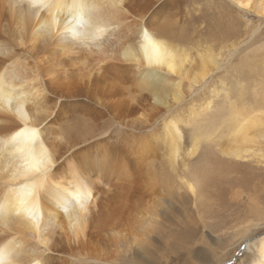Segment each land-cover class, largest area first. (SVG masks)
<instances>
[{"label":"bare ground","instance_id":"1","mask_svg":"<svg viewBox=\"0 0 264 264\" xmlns=\"http://www.w3.org/2000/svg\"><path fill=\"white\" fill-rule=\"evenodd\" d=\"M190 1L192 11L181 17L183 0H0V264H56L65 254L73 264H114L100 259L111 249L92 255L90 248L102 251L96 238L109 236L119 253L130 240L135 216L117 204L138 174L153 191H170L174 181L200 219L207 216L185 223L186 235L165 238L172 251L193 252L194 264H224L247 243L231 264H264V185L246 172L264 167V0ZM208 4L219 12L222 43L190 48L187 24L197 17L203 30ZM234 61L231 86L221 80L213 96L178 112ZM131 82L138 84L127 93ZM76 99L97 108L77 112ZM149 108L167 114L160 133L138 138L135 125L122 123L130 141L97 135L83 118L126 120L139 111L142 118ZM140 117L132 122L154 123ZM160 141L164 151L152 152ZM214 193H229V204ZM154 199L136 217L140 233H130L142 252L167 226ZM161 259L169 263L166 251Z\"/></svg>","mask_w":264,"mask_h":264},{"label":"rangeland","instance_id":"2","mask_svg":"<svg viewBox=\"0 0 264 264\" xmlns=\"http://www.w3.org/2000/svg\"><path fill=\"white\" fill-rule=\"evenodd\" d=\"M185 8L188 10L189 13L192 11L190 0H183V4H182V6H180V11H179V14L181 17H183L187 13L185 11ZM203 8L204 9L201 12L202 16H203L202 21L204 22L203 30L200 31L199 29H201V28L198 29V27H199L198 18L193 17L191 19V23L188 22V24H187L188 36L186 37V43L189 44L190 48L199 49L200 46H206V44L204 43V42H206L208 45H212L214 47V49L217 50L220 47V44L222 43V41L219 40V34L216 31L217 27L215 24L216 21H219V19H220L219 12H218L215 5L212 6V5L208 4V6L206 5ZM239 31H241L240 34L238 33V35L240 36L239 40L242 41L245 37V28L243 25L240 27ZM201 36H202V40H201ZM235 63H237V61H234L232 66L230 65L225 70L222 71L223 74H221L220 79L214 78L213 80H210V82L207 84V86L204 87L203 91L197 97L193 96V98L192 97L187 98L189 101L187 100L186 104H184L186 106L182 107L184 110L182 108H179L178 112H181L180 114H185V113L187 114L189 112L188 111L189 106H191V103L193 100H194V103H200L201 99L207 98L209 96H213L211 91H213L214 88H219L221 86V80L222 81L225 80L227 85L229 84L228 86H231L236 81V76H237V74L234 72V67L236 65ZM136 84H138V83L137 82H131L130 85L128 86L126 92L128 93L130 90H132ZM139 92H140V90L136 89L134 92V96H138ZM74 103L76 105L75 111H77V112L78 111H86L88 113L91 110H93L94 108H97V107L90 106V105H84L83 101L81 99L74 100ZM152 103L155 104L154 101H152ZM82 107H84L85 109H83ZM150 110H151L150 108L147 109V112L144 113V117L147 119L153 118V121L157 126L154 123L141 124V122L140 123L135 122V124H134V122H132V121H135L140 117L141 111H139L140 114H138L137 116H131L130 118H126V120L125 119L122 120L123 118L121 119L117 115V113L115 115L116 117L113 118L114 115H112V116H110V114H105V115L99 114V115H97V114H94L93 112H91L83 118L87 122L90 123L92 130L95 131V133L97 135L102 134V133H106L107 136L110 138L114 137L118 140L120 138V139L130 141L132 139V137L130 134H128L121 127L122 123H125L128 125H135L137 127V129H139V130H137V137L138 138H145V137L149 136L150 133L152 134L154 132L157 134L160 133V131H161L160 129H161V125H162L161 120H162V118L167 116V114H165V112H164V113H160V114L159 113L155 114V116H154L152 113L149 112ZM162 111H165V110L162 109ZM155 113H157V112H155ZM148 114L151 116H149ZM108 116H110V117H108ZM144 117H142V118L140 117L141 120H144ZM157 118H158V121H155V120H157ZM118 119H121V120H118ZM116 121L121 122V123L119 125H117V123H115ZM81 122L82 121H80V122L75 121V120L72 121V123H74V124L75 123L81 124ZM117 126H118V128H120L119 132L117 133L118 135L115 134L116 133L115 131L117 130ZM56 127H58V130H62V128H63V126H60V125L56 126ZM52 128L55 132L56 128L54 126ZM185 130H184L185 143H186V145H190L191 144V135H190L191 131L188 128H186ZM187 130L189 132H187ZM58 132H60V131H58ZM123 132H125V133L123 134ZM148 133H149V135H148ZM119 134H121V137ZM126 134H128V135H126ZM125 135L128 136L127 139H126ZM127 141H126V143H127ZM146 142H149V139H146ZM126 145L128 147L131 146L129 143H127ZM155 145H154V147L156 148V150H154V147H153L151 149L152 152H155V153L159 152V154H160L164 151V145L161 141L159 143H157V145H156L157 147ZM121 146L126 147L124 144H121ZM139 146L141 147L142 145H139ZM128 147H126V148H128ZM157 149H159V150H157ZM146 158L147 157H145V159ZM159 163H161V162H158V165H159ZM161 166H162V163L159 165L160 169H162ZM248 170H251V172H253V173L255 172L254 174H256V176L258 177L259 180H262V184L264 185V178H263L264 177V174H263L264 173V167H262V168L259 167L257 169L255 167H253V168L249 167L248 169H246V172H249ZM244 171H245V169L242 170V173ZM161 173H162L161 175L163 177H165V175H167V172H161ZM138 175L133 177L130 180V182L128 184H126V185H128V187H130V189L128 191L125 190L124 191L125 193L121 194L117 205H121L122 203H124V204H128V206H130L129 210H131V212H129V218L131 219V217H132V219H131V221H132V220H134V218H135V220H137L139 217L143 216L144 211L150 210V207L152 206V204H154L153 199L157 198L156 200L154 199L155 202H157L158 200H161L160 201L161 207L159 206V208H157V210H161L160 212H162L161 213L162 216L160 215L161 216L160 218L162 219V223L163 222L166 223L167 226H165V225L158 226L156 228V230H157L156 233L154 232V233H152L153 235L151 234L152 247L148 248L149 249L148 251L142 252L141 251L142 248H139L138 246L134 245V240H133L132 235H130V233L134 229H137V230H134V232L137 231L136 233H140V229L137 228V226H138L137 223L139 221L137 222L134 220V221L130 222V224H132V223H134V224L130 225L129 226L130 229L128 230L127 234L125 233V237L130 239V240L124 241V242H121V244H118L119 253H115L114 252L115 249L110 246L112 244V241H110L109 236L96 238L99 240V247H101L102 251H99L98 249H96L98 251L96 253L94 251V249L90 248V253L92 255L99 254V253H108L111 249V251L109 252V254L106 257H103L100 259L105 261V262L106 261L107 262L115 261L114 264H141V263L145 264V261H144L145 259L147 260L146 264L149 263L148 260L151 262H156V263L161 262L164 264V260L161 258H162V255L164 254V252L166 251V254L168 256V262H169L168 264H194V261L190 259L193 256L192 255L193 252L191 254H187L186 252L184 254H182V253L177 254L171 250V246L173 245V242H170V244L168 245L167 244L168 241L166 242L165 238L170 239L171 237H175V236L181 237L183 235H186L187 233L184 232L186 229V224L193 223V222L201 223L202 221H204L207 218V216L203 217V219H200L199 215L195 213L193 205H192L191 201L189 200V198L187 197V195L180 196L181 194H183V190L179 191V188L177 187L176 183H174V181H172L173 186H172L170 191L165 190L163 188V186H160V188L158 187L159 188L158 191L156 190L157 188H155V191H153V188L152 189L149 188L150 184L147 181L148 178L145 177V175L143 176V174H141V175L138 174ZM144 178H145V181H142ZM133 179H135V180L133 181ZM138 179H141V180L138 181ZM240 181H242V180H240ZM138 182H143V183L146 182V184L145 185L142 183L138 184ZM130 183H132V184H130ZM129 184H130V186H129ZM132 185H133L134 189L131 187ZM245 185H247V184L244 183V188L242 187L243 189H245V187H246ZM263 185H259L258 189L261 190ZM136 186H137V188H136ZM138 188H139V190H137ZM226 188H228V187H226ZM159 190L161 193L159 192ZM173 191H175V192H173ZM178 191H179V193H178ZM156 192H159V193H156ZM180 192H181V194H180ZM223 192L226 193L224 190H223ZM159 194H160V196H159ZM214 194H215V198L219 199V202H225L226 204H229L228 200H229V197H231L230 195H228L229 193L221 194L219 197L216 196V195H218L217 193H214ZM161 196L163 199L161 198ZM164 197H165V199H164ZM165 201H166V203H164ZM219 209L220 208H218V210ZM132 215H134L135 217L133 218ZM225 216H228V214L226 213V214H224V216L222 215L219 217H221L220 219L224 218L226 220L227 218ZM136 217H137V219H136ZM161 219H159V220H161ZM131 226H133V229L131 228ZM190 226H191V228H190ZM190 226H189V228L191 231H193L194 233H197L198 236H201L202 232L200 231L201 229L198 225H196V226L190 225ZM213 231H216V229H214ZM182 238H184V237H182ZM170 240H172V239H170ZM177 240L178 239H176L175 242H177ZM136 249H138V250H136ZM167 251H170L172 253V255H170V253L168 254ZM245 251L248 252V244L247 243H244L243 245H241L239 247V249L237 251L233 252L232 256H230L229 260L224 262V264H231V262H232L231 259L233 256H235V255L236 256H243V254L246 253ZM61 257H62L61 259L57 260L56 264H73L71 262L70 258H68L66 254H65V256L61 255ZM157 260H159V262ZM95 264H98V263H95ZM149 264H151V263H149Z\"/></svg>","mask_w":264,"mask_h":264}]
</instances>
